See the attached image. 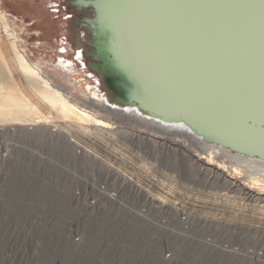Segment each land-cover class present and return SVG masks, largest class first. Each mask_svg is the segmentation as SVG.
I'll list each match as a JSON object with an SVG mask.
<instances>
[{
    "label": "bare ground",
    "instance_id": "bare-ground-1",
    "mask_svg": "<svg viewBox=\"0 0 264 264\" xmlns=\"http://www.w3.org/2000/svg\"><path fill=\"white\" fill-rule=\"evenodd\" d=\"M92 1L93 2L88 3L83 2L82 0L81 5L84 7L87 5L91 6L93 10L86 8L83 11L81 18L80 15L78 17L72 16V13L71 16L67 18L70 20H79V18L82 19L83 16H87L90 18V21L87 23L91 25L93 23L91 22L92 18L96 15L97 26L94 27L95 34L93 35L96 39L95 43L96 45L99 43L106 44V38L97 34V28L101 27L100 24L102 23V19L97 18L98 13L96 7L103 1L108 2L109 5L100 6L98 10L101 11V8H105L102 12H104L106 16L112 17V22H109V24L111 23L112 25H115V23H120L117 31L125 43V45H123L124 50L132 56L135 66L145 76L147 68H142L143 66L139 63L136 54L137 52H134L131 48V40L129 39V35L138 30L137 26L132 25L129 22H118L115 20V17L113 16V10L115 9H113L112 5H121L117 0ZM191 2L192 9L188 12V15L185 18L184 29H179L174 31V33L173 29L170 30L171 26L168 27L171 23L170 21L168 25L163 23V27L158 26L160 23L157 22L156 24L155 22L153 34L154 36L158 35V37H161L158 32L160 31L162 36L166 32H172L173 34L179 35L180 40L184 39L183 41L187 42L189 47L187 50H190L191 58L195 61L203 62V55L205 54L207 56L209 54H219L220 58H218L222 59L221 69H219L220 74H225L228 78L230 86L232 85L231 90L233 91L234 96L230 100L231 102L226 100L225 97L221 98V100L212 99L213 102H206V106L199 111L207 117L198 112L174 110L149 101L148 97H150V95L142 86L143 79L140 80V84L147 94L145 93L141 96L137 95L136 91L138 90L135 91L132 86L130 87L129 83L132 77L129 72H124L122 74L124 81L129 82L126 83V85L128 84V90H126L125 94L131 93L138 97L144 103V109H149L153 113L163 117L162 120L144 113L138 108L137 104H127L125 100L113 96L121 104L117 103L111 96L113 94H110L111 92L107 91L106 86L101 84L100 78L97 74H90L89 79L92 82H86L85 84L83 89V94L86 96L84 105H79V103L78 105L76 103L74 104L67 98V94H63V92L52 88L49 82L44 80L35 68L27 64L19 52L13 48V43L9 41L11 47L10 51L13 53V59L17 65L19 73H21L29 87L33 89L34 92L32 93H34L40 105L48 108L52 116L55 115L57 118L64 120L65 122L73 121L81 126L90 127L94 129V131L101 132L105 135L113 134L116 136V144H113L115 146L113 147L120 153L114 155L110 152L109 154L113 156L112 158L118 161H122V158H129L132 162L134 157L139 161H143L141 163L144 165L149 163V160L147 161L142 157L139 148L145 147L148 149V147L152 146V149L157 150L158 152L165 150V152L170 153L175 158L177 156L176 159H178V161L186 162L189 163V165L192 164L196 167L197 172H194L196 179L214 178L231 193L238 191V189L241 188V185L242 187L244 186V189H242L244 193L241 195L242 202H244V200L252 201L253 205H258L255 199L260 202H264V199L256 197L252 188H249L244 184L239 185L233 178L236 176L244 177L250 185L261 184L264 187V161L257 158L252 159L245 155L222 148L216 144L209 143L201 136L196 135L190 127L208 135V137L212 136L219 138L243 150L264 154V131L258 132L253 129L250 130L244 126L246 119H251L256 123L264 124V0H192ZM129 4V0H125L124 6L130 8L131 5ZM170 13L172 12L170 11ZM0 16L2 20L4 16L1 12ZM168 17H170L169 19L172 18L171 15H168ZM179 23L180 26H183L181 20H179ZM164 26L167 27L168 31ZM88 29L89 28L87 27H82L78 32L79 39H81L80 46H82V48L76 50L78 59L81 61L80 64H83L87 69L90 68L89 61L91 59L87 52L89 49L91 50V46L86 42L87 39H92L90 30ZM173 34L171 38L174 43H176V35ZM155 41H157V39ZM103 46L105 47V45ZM108 46L116 48L117 45L110 41ZM115 50L116 49H112L113 52H115ZM107 51H110V49ZM120 53L122 54V52ZM184 53L185 50H183L182 54ZM95 56L101 58V55H94L93 57ZM152 56L155 57V53H153ZM5 61V56L0 46V66H3ZM76 62H78V60H76ZM5 66L6 65H4V67ZM102 66L104 69L110 68L108 63L103 62ZM140 66L142 67L140 68ZM55 68L67 73L64 78L70 79L71 81L76 80L74 77L72 78V72H70L65 65L59 64L55 66ZM94 69L96 70V68ZM166 69L172 78V81L170 80L169 82V86L178 93L180 91L178 88L179 86L176 83V80H174L176 79V75L174 69L170 66V63L166 64ZM221 82L222 80L220 79V83L216 87L221 92H224V86L221 85ZM13 83L7 81L3 74L0 73V122H9L15 126L20 125V127L14 126L20 135L24 134L30 137L46 135L48 137L45 136V139L48 141L35 145L31 142L32 140L24 139V142L18 145L14 140L9 138L8 140L12 141L13 145L2 142L0 144V155L2 153L6 154L10 160L14 158V160H16L17 157V160H19V166L17 168L19 170L21 169V163L30 166V170L27 169L28 177L31 179L37 178L35 182L38 181L44 186L43 191L41 194L38 193V195H41V197L42 195H47L46 198H40V196L35 198L38 200H36L37 203H43V212H45L46 215L50 213L51 208L54 207L53 205L56 201L54 195H56L59 182L63 180V178L64 180L67 178L65 181L67 182L68 189L66 188L64 191L68 195H76L78 191L77 184L82 182L86 187V179L89 178V176L94 177L93 173L88 174L87 172V170H89L91 173V169L96 173L100 171L103 175L109 174L111 178L116 179V182L118 181V183L123 184L127 193L132 195L130 199H133L134 195L139 194L152 195V193L134 177L135 175L131 171L132 164L131 166H127V163H125L128 168H124L119 164L118 168L115 167L114 164L103 159L102 156L98 157L93 154H88L84 149L82 150V148H78L79 153L75 157L73 150H71L68 145L58 143L59 136L62 137L61 134L69 137V125H65L68 127V130L66 129L67 131H61L63 130V127H60V130L58 127L50 125L51 118L40 110V106L31 103ZM222 83L226 85L225 82ZM76 84L81 87L80 83ZM192 84L194 85L193 80L192 82L190 81L189 86L192 87ZM180 89L182 88L180 87ZM177 101L178 99H174L173 104L175 103L174 105L181 106V103ZM86 105L94 108L95 111H97L96 109H99L100 113L107 114L112 121L114 120V123L109 124L103 119H99L96 112L92 111L94 109L90 110ZM114 130H118L119 135H117V132ZM124 131L125 133L128 132L127 135L129 137L126 135L127 137L124 138ZM15 133V130H11V135H14ZM4 135L6 137V133H4ZM71 138L72 137H69V139ZM3 139L4 137L0 135V141ZM51 143H55L56 145L54 146ZM158 145L160 147H158ZM121 146L124 147V150L121 149ZM127 146H129L128 149H125ZM41 161H43V163ZM62 161L66 163V170L63 173ZM89 161L94 162V164H83V162ZM81 165V170H85L87 174H78L76 172ZM160 168V166L158 169L156 168L157 172H159ZM143 170L147 171L146 169ZM188 173L190 174V172ZM60 176L63 178L61 179ZM139 176L143 178L144 174L141 172ZM157 178V182H163L162 177ZM91 188L92 187L90 186L88 189H84L83 193L86 195H95V191L85 193ZM33 194H35V190H33ZM156 196L150 197L151 201L149 202L153 203V205L157 204L156 206H159V208L164 205L163 209H160L158 213L162 211L161 214L171 215L172 219H175L177 214H186L184 213L185 211L176 208L175 204L165 205L164 202L166 200L164 199H168L165 195ZM186 196H196L201 199V201L203 200V202L204 200L210 199V201H212L211 205L214 207L212 208L211 205L196 206L186 200V203L189 204L191 209L196 207L198 209L199 207V210L212 217L211 218L206 214L202 215L201 213V217L191 214L186 215L187 222L201 221L206 222V224H212L215 223L214 220L218 219L216 221L220 224V222H224L221 220H233L239 218L240 221L242 220V222L247 224L256 226L258 224L263 225L262 221H264V216L261 214L254 216L245 213L247 210V204H244L243 206L240 201H234L238 202L237 205L231 204L229 202L230 195H220V197L217 195L218 199H215L217 198L216 196L211 195ZM173 203H175V201ZM120 218L122 221L119 220L116 226H127L126 233L124 234L125 237L133 242L143 240L150 244L154 242V245L157 244L159 238L164 234L163 231L165 232V230H168L167 224L170 219L166 218L167 222L162 226L161 224L151 225L148 223L150 230H142L137 219H133L126 215H122ZM106 220L109 221L110 219ZM231 223V221H227L225 224ZM106 230L108 231L109 229L106 228ZM113 230H115L113 235L119 234L118 227H114ZM131 232H133V238ZM120 236L121 235H118L119 239ZM119 239L117 242H119ZM151 246L149 247V252L152 251ZM70 259H72V256H69V260ZM54 260L56 259L51 258V264H55L56 261L53 262ZM84 260H86V258L83 259L81 255L77 256L74 264H84ZM87 260L86 262H88ZM43 261H45V258L41 257H35V262L37 263H33L34 258L32 260H30V258H25L24 260H21L20 264H40ZM14 264H16V262Z\"/></svg>",
    "mask_w": 264,
    "mask_h": 264
},
{
    "label": "rangeland",
    "instance_id": "rangeland-1",
    "mask_svg": "<svg viewBox=\"0 0 264 264\" xmlns=\"http://www.w3.org/2000/svg\"><path fill=\"white\" fill-rule=\"evenodd\" d=\"M70 1L71 0H0V12L4 16L2 20L0 18V46L6 60L4 64L6 66H0V73L3 74L7 81H11L12 83L14 82L13 84L31 103L40 106V110L51 118L49 123L50 125L56 126L59 129L60 127H63V130L60 129L61 131H67L68 127L65 125H69V137L72 138L69 139L68 136L61 134L62 137L59 136L58 143L68 145L70 149L73 150L75 157L79 153L78 148H82V150L84 149L88 154H93L98 157L102 156L103 159L111 164H114L115 167L118 168L119 164H121L124 168H128L127 166H131L132 164L131 171L135 175L134 177L141 182L142 185H144L152 193V195H165L168 198L164 199L166 202L172 197V195H211L216 196L217 198L215 199H218V196L220 197V195H230L229 202L231 204L237 205L238 202L234 201L242 202L241 196L239 195H243L244 192L242 189H244V186L242 187L241 185V188H239L238 191L231 193L214 178L196 179L194 176V172H197L196 167L192 164L189 165V163L178 161V159H176L177 156L175 158L170 153L165 152V150H162L161 152L158 149L160 151L158 152L157 150H153L152 146L148 147L152 157L149 159V163L144 165L141 163L143 161H139L134 157L132 162L129 158H122V161H118L112 158L113 156L109 154L110 152L114 155H116V153H120L113 145L116 144V136L113 134L105 135L101 132H96L90 127L81 126L73 121L65 122L64 120H60L55 115L52 116L48 108L40 105L34 93H32L34 92L33 89L29 87L21 73H19L17 65L13 59V53L10 51V42L13 43V48L19 52L25 62L35 68V70L40 73L41 77L49 82L52 88L63 92V94H67V98L72 103L84 105L86 96L83 94V89L86 82H92L89 79L90 74L95 75L96 73L91 71L90 68H85L83 64H80L81 61L78 59L76 50H80L82 46H80L81 39H79V35L78 37L76 35L72 20L67 18L71 16L72 13ZM191 1L192 0H129V5H131L129 8L124 6L125 0H117V2L121 5H112L113 9H115L113 10L115 20L118 22H129L132 25L137 26L138 30L130 34L129 39L131 40V48L134 52H137L136 54L138 56L139 63L143 66H140V68H147L145 76L135 66L132 56L124 50L123 45H125V43L117 31L120 23H115V25H112L111 23L109 24V22H112V17L106 16L105 13L102 12L105 8H101V11L98 10L100 6L109 5L106 1L99 3L96 8L98 13L97 18L102 19V23L100 24L101 27L97 28V34L105 37L107 43H99L97 44V47L101 50L105 49V52L108 54L114 55L113 66L109 64L112 69L111 71L115 72V74L121 78L123 77L122 74L124 72H129L131 74L132 78L130 79V83L128 81L125 82L124 79H122L125 83L128 82L130 87L132 86L135 91L138 90L136 91L137 95L141 96L145 93L147 94L148 92L150 95V97H148L149 101L158 105L179 111H194L204 115L199 110L206 106V102H213L212 99L221 100L223 97L230 101L234 96V93L231 90L232 85L230 86L228 78L225 74H220L219 69H221L222 59H219V54H209L208 56L205 54L203 55V62L195 61L191 58L190 50H187V48H189L187 42L183 41L184 39L180 40L179 35L173 34L172 32H166L162 36L160 31L158 32L161 37H158V35L154 36L153 34L155 22L156 24L157 22L160 23L158 26L163 27V23L168 25L170 21L171 23L168 27L171 26L170 30L173 29V32L179 29H184L185 18L188 15V12L192 9ZM81 4L82 0L75 2V5L79 6ZM170 11L172 13H170ZM168 15H171L172 18L169 19L170 17H168ZM179 20L182 21L183 26H180ZM165 28L168 31L167 27ZM172 34L176 35V43H174L171 38ZM156 39L157 41H155ZM110 41L117 45L116 48L108 46ZM103 45H105V47ZM108 49H110V51H107ZM112 49H116L115 52H113ZM183 50H185L184 54H182ZM119 51L122 52V54ZM153 53H155L156 58L152 56ZM76 60H78V62H76ZM168 62L175 71L176 79L174 80H176V83L179 86L178 88L180 93H176L169 86V82L170 80L172 81V78L166 69V64H169ZM59 64L65 65L69 71L72 72V78L74 77L76 80L71 81L70 79L64 78L67 73L55 68V66ZM141 79H143L142 86L147 92L141 87ZM220 79L222 82L226 83L225 85L221 82V85L224 86V92H221L216 87L219 85ZM192 80L194 85L192 84L191 87L189 86V83L190 81L192 82ZM76 83H80L81 87ZM180 87L182 89H180ZM174 99H178L181 106L174 105ZM87 106L88 105H86V107ZM88 109L92 110L94 108L88 106ZM96 110L97 111L94 109L92 111L96 112L99 119H103L109 124L114 123V120L112 121L107 114L100 113L99 109ZM14 126L15 125H12L9 122H0V135L4 137V139L0 141V144L2 142H6L13 145L12 141L8 140L9 138L14 140V142L18 145L22 144L24 139L32 140L31 142L35 145L48 141L45 139L46 135L40 137H30L24 134L20 135L18 130L15 128L20 127V125ZM84 129L87 132H85ZM11 130H15L16 133L11 135ZM116 132L117 135H119V131L117 130ZM4 133H6V137ZM127 134L128 132H123L124 138L128 136ZM51 144L54 146L56 145L55 143ZM128 147L129 146L125 149H128ZM158 147L160 146L158 145ZM121 149L124 150V147L121 146ZM85 163L94 164V162L91 161L83 162V164ZM125 163H127V166ZM176 163L181 166L179 168L181 172L180 177H182L181 181H179L177 176H174V166H176ZM159 166L161 168L159 172H157L156 168L158 169ZM143 169H146L147 171ZM140 171L144 174L143 178L139 176L141 173ZM188 172H190V174ZM157 177H162L163 182H157ZM233 179L236 180L239 185L244 184L247 187L252 188L256 197L264 199V187L261 184H255L252 186L248 181H246V178H242L240 176H236ZM10 192L11 191H9V195H11ZM7 194L8 193H6V195ZM238 196L239 198H237ZM42 197L46 198L47 195H42ZM194 200L203 202V200L201 201L199 198H194ZM174 201L175 199L172 198L170 203L173 204ZM255 201L258 205H253L252 201L244 200V202H242L243 206L244 204H247V210L245 213L254 216H257L258 214L264 216V202L257 201L256 199ZM203 203H207L205 205L210 206L212 201H210V199L204 200ZM212 206L213 205H211V207ZM7 218L6 225L8 224L13 227L12 229H14V231L11 230L9 232H5V235L2 238L4 241L11 242L16 239L23 240L28 236V232H24L21 229L19 230V226L15 229V226L11 221V217L7 216ZM38 238L36 237V239ZM44 238L45 232L41 239L45 241ZM34 248L35 247L32 245H27V247L23 246L21 249L22 259L24 260L25 258H30V260H32L34 258L33 263H37L35 262V257H46L45 243L35 248V256L32 255V249ZM10 249L11 248L7 246L4 248L7 255L11 254ZM43 263L45 264L46 262L43 261L40 264ZM84 264H88V262H85Z\"/></svg>",
    "mask_w": 264,
    "mask_h": 264
},
{
    "label": "built area",
    "instance_id": "built-area-1",
    "mask_svg": "<svg viewBox=\"0 0 264 264\" xmlns=\"http://www.w3.org/2000/svg\"><path fill=\"white\" fill-rule=\"evenodd\" d=\"M139 149L145 160L148 161L152 157L149 149L145 147ZM2 154L0 155V264L15 262L20 264L23 246L32 245L36 248L44 243L47 264L52 263L51 258L56 259L53 261L57 262L55 264H68V262L74 264L75 258L80 255L83 259H88V264H264V221H262L263 225L257 226L244 223L239 218L221 220L224 222L220 224L216 221L218 219L212 224L201 221L187 222L186 215L195 214L201 217V214L206 213L199 210V207L191 209L186 200L196 206L205 203L195 201L194 198L198 199L196 196L186 195H172L167 202H164L165 205L172 204L170 202L174 198L173 204L176 208L186 213L177 214L176 218L172 219L171 215L161 214L162 211L158 213L164 205L159 208L157 204L153 205L149 202L150 197L156 195L139 194L130 199L132 195L127 193L123 184L116 182V179L111 178L109 174L103 175L100 171L96 173L92 169L91 173L89 170L87 172L93 173L94 177L89 176L86 179L87 186L92 188L85 193L95 191V195L84 194L83 190L88 187L82 182L77 184L76 195H68L64 191L67 188L65 181L67 178L64 180L60 176L63 180L59 182L58 192L56 191L54 195L56 198L54 207L46 215L43 212V203H37L38 200L35 199L37 196L41 198L38 193L43 191V184L35 182L37 178L28 177L29 165L21 163L19 170L17 157L16 160L15 158L10 160L6 154ZM62 162L63 173L66 170V163ZM81 167L82 165L76 172L85 174L86 171L81 170ZM180 167L178 163L174 166V176L179 177V181L182 178ZM33 190L36 195L33 194ZM122 215L137 219L142 230H150L148 223L162 226L167 222L166 218H170V224H167L168 230L163 231L165 235L162 234L156 245L154 242L150 244L144 240L133 242L124 235L127 226H116L119 220L122 221L120 218ZM7 216L11 217L15 229L19 226V230L28 232L26 238L11 242L2 239L5 232L14 231L13 227L6 225ZM227 221L232 223L225 224ZM114 227L119 228L120 239L118 235H113ZM106 228L109 230L107 231ZM43 231L45 241L41 239ZM131 234L133 238V232ZM6 246L11 248L9 255L4 250ZM150 246L151 252H149ZM35 248L32 249L33 256H35ZM69 256H72V259L69 260Z\"/></svg>",
    "mask_w": 264,
    "mask_h": 264
},
{
    "label": "water",
    "instance_id": "water-1",
    "mask_svg": "<svg viewBox=\"0 0 264 264\" xmlns=\"http://www.w3.org/2000/svg\"><path fill=\"white\" fill-rule=\"evenodd\" d=\"M105 51H106L105 49L101 50L99 48V54L101 55L100 59L104 63H108V64L113 66L114 55L113 54H108ZM110 70H112V69L111 68L104 69L103 66H99L98 67V71H100L101 74H103L104 84H105V86L107 88V91L111 92L110 94H113V95H111L112 97L116 96L118 98H121V99L125 100L127 104H131V103L137 104L138 108L140 110H142L144 113H146V114H148L150 116H153V117H157V118H159L161 120L163 119V117L153 113L149 109H144L145 108L143 106L144 103L138 97L132 95L131 93L130 94H125L126 90H128L126 83L123 81V79L120 76H118L117 74H115V72L110 71ZM113 99H115V98L113 97ZM115 101L117 103H120V102L117 101V99H115ZM244 126L247 129H250V130L253 129V130H256L258 132L264 131V124L263 123H256V122H254L251 119H246L245 122H244ZM190 129L196 135L201 136L202 138H204L209 143L216 144V145H218V146H220L222 148H225V149L230 150V151L235 152V153H239L241 155H245V156H247L249 158H252V159L257 158V159H260V160L264 161V154H260V153L254 152V151L243 150V149H241L239 147H236L233 144L227 143L226 141L221 140L219 138H215V137H212V136L208 137V135H205V134L201 133L200 131H197V130L191 128V127H190Z\"/></svg>",
    "mask_w": 264,
    "mask_h": 264
},
{
    "label": "flooded vegetation",
    "instance_id": "flooded-vegetation-1",
    "mask_svg": "<svg viewBox=\"0 0 264 264\" xmlns=\"http://www.w3.org/2000/svg\"><path fill=\"white\" fill-rule=\"evenodd\" d=\"M77 1H79V0H71L70 1V4L72 6L71 12H72V16L78 17L80 15V18H81V15L83 14V11L86 8H89L91 10L92 7L91 6H88V5L86 7H84L82 5H79V6L78 5H75V2H77ZM83 2H88L89 3V2H93V1L92 0H83ZM80 18H79V20L72 19L73 25L75 27L76 35L78 37V32H79V29L80 28H82V27L89 28L88 30H90V34L92 36V39L91 38L87 39V42L86 43L89 46H91V50L89 49L88 52H87L88 53V56L91 58L90 61H89L90 70L93 71V72H95L99 76L100 81H101V84H104L103 74H101V72L98 71V69H97L99 66H102L103 61L100 58H97L96 56L93 57L94 55H100L99 54V50H98L99 47H97V45L95 43L96 42L95 36H93L95 34L94 27L97 26V24H96L97 23L96 22V15L93 16L92 21H91L93 23L91 25L89 23H87V22L90 21V18L89 17L83 16L82 19H80ZM94 68H96V70ZM104 86H105V84H104Z\"/></svg>",
    "mask_w": 264,
    "mask_h": 264
}]
</instances>
